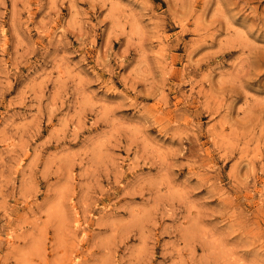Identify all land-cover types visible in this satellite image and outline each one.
Returning <instances> with one entry per match:
<instances>
[{"label": "rangeland", "instance_id": "374dc122", "mask_svg": "<svg viewBox=\"0 0 264 264\" xmlns=\"http://www.w3.org/2000/svg\"><path fill=\"white\" fill-rule=\"evenodd\" d=\"M0 264H264V0H0Z\"/></svg>", "mask_w": 264, "mask_h": 264}, {"label": "bare ground", "instance_id": "6f19581e", "mask_svg": "<svg viewBox=\"0 0 264 264\" xmlns=\"http://www.w3.org/2000/svg\"><path fill=\"white\" fill-rule=\"evenodd\" d=\"M259 16V15H258ZM247 46H249V45H247ZM251 50V49H250ZM254 52V51H253ZM253 56V55H252Z\"/></svg>", "mask_w": 264, "mask_h": 264}]
</instances>
